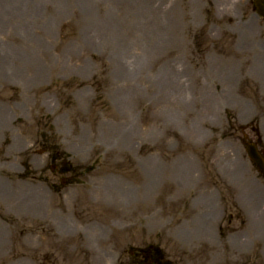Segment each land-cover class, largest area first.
<instances>
[{
	"label": "rangeland",
	"instance_id": "1",
	"mask_svg": "<svg viewBox=\"0 0 264 264\" xmlns=\"http://www.w3.org/2000/svg\"><path fill=\"white\" fill-rule=\"evenodd\" d=\"M243 2L0 0V264H129L149 244L264 264L241 141L264 113V25ZM62 161L94 168L69 185Z\"/></svg>",
	"mask_w": 264,
	"mask_h": 264
},
{
	"label": "bare ground",
	"instance_id": "2",
	"mask_svg": "<svg viewBox=\"0 0 264 264\" xmlns=\"http://www.w3.org/2000/svg\"><path fill=\"white\" fill-rule=\"evenodd\" d=\"M124 3V2H123ZM126 5H128V4H126ZM129 45V44H128ZM128 45H126V47H129ZM257 55H258V57L260 58L261 57V53H257ZM122 72H123V70H122ZM231 78H232V75L230 74V73H228L227 74V76H226V81H228V82H230V80H231ZM255 78L259 81V83L260 84H262L261 85V87H264V72L262 73V70L261 71H258V72H255ZM156 84V83H155ZM155 84H153L152 86H154ZM165 87H166V85H165ZM162 93V92H161ZM214 103H211L210 102V106H212ZM237 106H240L241 107V105H238L237 104ZM242 108V107H241ZM211 109H213V107H211ZM2 187L0 186V189H1ZM3 191H5V193L6 194H8L7 193V189H4ZM3 191H0V193H1V195L3 194ZM31 194H28V196H30ZM8 197H9V194L8 195H5V198H4V202L8 199ZM31 198H36L35 200H39V197L38 196H35V194H33L32 195V197ZM15 199V198H14ZM16 201H18V202H20V201H23V198H22V200H17V198H16ZM22 204H25L24 202L22 203ZM25 207H27L28 209H31V207L30 206H28V204H26L25 205ZM28 209H24V210H26L27 212H31V210H29L28 211ZM48 210V209H47ZM46 210V211H47ZM29 212V213H30Z\"/></svg>",
	"mask_w": 264,
	"mask_h": 264
},
{
	"label": "flooded vegetation",
	"instance_id": "3",
	"mask_svg": "<svg viewBox=\"0 0 264 264\" xmlns=\"http://www.w3.org/2000/svg\"><path fill=\"white\" fill-rule=\"evenodd\" d=\"M247 1V5L250 7V6H252V9L254 10V9H256V7L255 6H253V0H246ZM259 1V6H261V7H264V0H258ZM256 17L258 18V19H263L264 20V17H260V16H257V14H256ZM138 263V261H136V264Z\"/></svg>",
	"mask_w": 264,
	"mask_h": 264
}]
</instances>
